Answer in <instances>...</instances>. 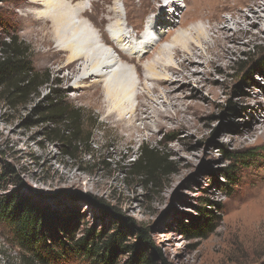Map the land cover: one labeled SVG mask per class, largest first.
<instances>
[{
  "label": "rangeland",
  "instance_id": "rangeland-1",
  "mask_svg": "<svg viewBox=\"0 0 264 264\" xmlns=\"http://www.w3.org/2000/svg\"><path fill=\"white\" fill-rule=\"evenodd\" d=\"M66 1L85 3L88 11L83 17L101 39L105 34L107 46L121 54L107 31L120 16L128 31L140 37L151 29L150 18L165 12L163 19L167 18L159 28L171 26L172 32H161L157 39H163L161 46L181 31L184 20L185 28L203 22L209 29L204 43L207 57L214 62L208 66L198 58L174 74L169 70L171 91L164 84L157 86L144 68L162 56L151 47L158 41L151 40L141 61L135 57L134 63H124L139 75L131 105L138 113L135 125L144 127L141 118L146 116L149 123L129 138L124 125L116 127L117 116L108 115L105 77L77 82L85 60L66 66L70 53L59 50L53 36L48 39L47 32L54 34L51 18L38 17L44 0H0V58L2 44L16 37L25 61L41 75L39 84L48 81L24 98L20 93L8 98L0 88V200L15 194L16 202L25 198L23 208L35 205L49 213L41 228L47 237L54 235L52 227L61 237L73 231L75 240L90 228L96 235L104 229L110 236L121 227L127 243H135V229L147 228L149 239L169 264H264V31L260 26L264 24L259 20L260 28L243 24L239 32L234 24L229 29L219 24L233 37L219 41L218 29L210 28L218 18L231 19L240 9L252 18L254 10L264 7V0H219L213 12L205 10L212 18L203 20L201 2L209 6L216 0H179L173 14L167 0ZM114 8L122 15L118 17ZM174 59L181 63L184 55L175 54ZM17 79L21 86L27 84L22 76ZM147 84L151 93H143ZM55 89L71 110L60 124L39 113ZM162 91L171 96L166 102L156 100ZM98 100L102 109L95 105ZM55 129L64 130L67 140L56 141ZM143 146L152 151L148 156L152 162L137 168L134 163L141 160ZM256 146L258 156L246 160L248 164L225 154ZM232 165L236 182L227 177L226 169ZM212 215L216 216L212 229L193 234L206 221L204 216ZM184 223L191 235L184 233ZM18 239L13 224L0 219V264H93L79 254L54 259L45 251L42 261L36 252L23 250ZM127 251L117 253L118 264L132 255Z\"/></svg>",
  "mask_w": 264,
  "mask_h": 264
},
{
  "label": "bare ground",
  "instance_id": "bare-ground-1",
  "mask_svg": "<svg viewBox=\"0 0 264 264\" xmlns=\"http://www.w3.org/2000/svg\"><path fill=\"white\" fill-rule=\"evenodd\" d=\"M178 1L179 0H167L168 3H171L170 6H172L171 9L168 10L172 11V9L176 6L175 4H177L175 2ZM217 3H219V0H216L215 3L206 6L204 2H201L200 12L202 10L204 11L199 14V17L202 20L211 19L212 17L207 16L206 14H208V12L205 10L207 8H211L213 12ZM44 4V8L38 12V17L51 18L54 34L53 32H47L48 39H51L53 36V38H55L58 42L59 50L70 53L67 56L66 66H74L80 59L85 60L81 76L77 82H81L82 79L89 76L105 77L106 80L104 81H106L105 89L108 115L117 116L119 124L116 127L118 128L121 124L124 125L122 128L125 131H128L129 138H131L135 133H142L143 130L147 129L149 123L146 121L148 118V116H146L141 118L143 120L142 125H144V127H137L135 125L138 113L131 105H133V99H135L137 78H139V75L137 71L134 72L133 67L130 68L128 65L132 62L134 63L133 60L135 57L139 59V61L143 59L144 54L149 49L148 44L151 43V40L158 41L156 44L155 42H152L151 47H153V51H156L157 49V52L162 56L159 58L155 57L152 62L145 64L144 68L147 70L148 78L156 79L157 86H159V84H164L167 89H170V91L174 86H171L172 81L170 75L168 74L169 70H172L174 74L175 71L186 68L191 63H195L198 58L203 59L208 66L214 62L213 58L207 57L206 52L209 50L205 48L204 43L208 42L209 29L203 22L194 24L192 28H185L184 26H186V23L184 20L181 23V31L172 37L169 44L161 46L160 43L163 42V39L160 38L157 40L161 35V32H172L171 26H168L167 28H162L161 26V28H159L160 24L162 22L164 23L167 18L163 19L165 12L162 11V13H157L158 15L155 17H151V29H148L146 33H143V36L137 37L130 30L128 31V26L124 21L125 18L120 16L122 13H116L119 11V8H114L113 11L118 17L120 16V18L117 19L114 25L108 26L107 31L111 34L115 45L119 47L124 54H126L124 55L121 54L115 47L107 46L105 43L104 33L102 34L104 39H101L99 34L95 33V30H93L94 27L91 26L85 17H83L87 15L88 11V7L85 3H82L81 1L75 3L74 1L66 0H44ZM263 12L264 7L261 6V10L253 11V17L251 18L245 14H241L242 11L240 9L234 13L232 17H230L231 19L221 17L218 18V24H211L210 28L218 29L216 31V41H219L220 39H233L232 36L228 35L227 32L220 28L219 24H225L227 29L231 28V25L234 24L236 32L240 31L239 26L242 27L243 24H246L247 26L251 25L252 28H260L261 26V30L264 31V26H259L257 24L258 20L261 22L260 24H264ZM171 13L173 14V11ZM186 13L187 11L183 13V15H186ZM252 19L256 20L251 21ZM232 20L234 21L232 22ZM43 29L46 30V28ZM169 29L171 31H169ZM154 32L157 34L155 35ZM151 35L154 37H151ZM128 38L130 40H128ZM165 40H168L167 37ZM154 44L155 46H153ZM198 50L201 51L199 52ZM175 54H183L184 60L177 64L174 59ZM136 65L138 66V64ZM144 90L145 91L143 93H151V85L147 84L144 87ZM175 91L177 92V90ZM140 93L138 94L140 95ZM169 98H171V96L162 91L156 100L162 99L161 102H166ZM151 99L156 101L154 98ZM95 105L99 109L103 108L100 100L95 102ZM126 114L131 115L127 118ZM160 124H162V122Z\"/></svg>",
  "mask_w": 264,
  "mask_h": 264
},
{
  "label": "trees",
  "instance_id": "trees-1",
  "mask_svg": "<svg viewBox=\"0 0 264 264\" xmlns=\"http://www.w3.org/2000/svg\"><path fill=\"white\" fill-rule=\"evenodd\" d=\"M2 47L3 54L0 58V79L2 81L0 82V88L3 86V89L8 92V98H12L19 93L24 98L35 93L40 86L48 83V81H45L39 84L38 80L41 75L34 73L25 61L26 53L16 37L12 36L11 41L4 42ZM13 73H16V75L13 76ZM18 76H22L24 81L27 82L25 86L19 84ZM60 96L59 90L55 89L53 95L49 97L48 106L39 112L40 114H47L45 118L56 124H60L66 117L71 116V110L59 100ZM53 136L56 141L67 140L64 130L55 129ZM258 149L259 147L256 146L234 154L226 151L225 154L229 159L248 164L246 160L257 157ZM149 153L151 154L152 151H148L143 146L141 160L134 163L137 168H145L147 164L152 162L151 158L148 157ZM235 168V165H232L226 169L228 179L234 182L237 181ZM16 199L15 194H11L0 200V219L13 224L14 233L19 236V246L27 252H33V254L36 252L42 261L45 260L44 257H41V252L45 251V255H51L54 259H65L67 256H77L79 254L93 264H118L117 253L128 250L127 253L132 252V255L123 264H158V261H162V264H169L164 259L160 249L149 239L147 228L135 229L137 239L135 243H127V237L121 227L116 229L110 236H106L104 229L96 235L95 228H90L85 236L77 240H75L73 231L70 230L67 236L61 237L58 235V230L52 227L54 235L47 237V234L41 228L45 219L49 217V213L43 214L40 211L41 209L35 205L23 208L21 203L25 202V198L17 202ZM204 217L206 221L204 220L202 224L196 226L193 229L195 231H193V234L201 235L205 229H212V221L216 216ZM125 221L127 225H131L129 220L126 219ZM182 225L184 233L191 235V229L185 223ZM61 228L65 229L66 227L62 224ZM129 228L132 230V227ZM104 237L107 238L103 240ZM50 238H54L53 242L48 241ZM67 239L72 243H68ZM55 246L56 249H53ZM148 251L151 252L146 256Z\"/></svg>",
  "mask_w": 264,
  "mask_h": 264
}]
</instances>
